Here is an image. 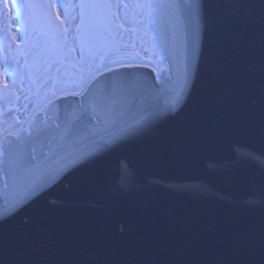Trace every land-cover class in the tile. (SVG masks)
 <instances>
[{
	"label": "water",
	"instance_id": "1",
	"mask_svg": "<svg viewBox=\"0 0 264 264\" xmlns=\"http://www.w3.org/2000/svg\"><path fill=\"white\" fill-rule=\"evenodd\" d=\"M86 3L92 6L82 7ZM183 3L150 0L149 29L162 61L157 73L142 65L123 67L119 72L104 70L86 84L83 96H56V78L68 67L59 20L47 0H23L26 14L20 30L27 38L38 39L25 71L29 74L38 62L53 58L48 89L51 100L21 129L0 138V209H8L26 187L44 178V172L90 152L129 119L173 105L179 111L165 120L151 140L134 149L110 152L54 186L47 185L37 194L38 205L19 211L0 228L12 243L57 247L63 237L52 231L54 226L83 224L90 247L118 250L135 243L139 234L157 228V221L140 214L147 206L169 209L178 222L188 216L199 221L264 217V141L229 126L219 109L229 89L241 81L245 62L242 43L204 32L200 72L193 79L186 78L192 25ZM76 12L77 54L97 55L95 66L100 68L124 29L114 21L109 0H76ZM210 58L223 69L221 84L211 90L204 76ZM110 84L116 86L109 98L82 116L81 109L109 91ZM232 115L241 121L246 113L235 108ZM69 127H75L74 135L65 133ZM248 151L254 152L257 160L238 155ZM85 174L92 177L87 183L79 179ZM37 206L51 211L37 219Z\"/></svg>",
	"mask_w": 264,
	"mask_h": 264
},
{
	"label": "snow or ice",
	"instance_id": "2",
	"mask_svg": "<svg viewBox=\"0 0 264 264\" xmlns=\"http://www.w3.org/2000/svg\"><path fill=\"white\" fill-rule=\"evenodd\" d=\"M10 5L17 10L20 7L15 0H0L4 14L11 11ZM91 6L87 3L82 5ZM183 6L192 25L186 78L193 79L200 72L204 32L227 42L242 43L245 62L241 81L229 89L219 109L225 114L229 126H237L246 136L264 141V0H184ZM57 19H60L59 14ZM114 63L118 67L105 65L106 71L119 72L123 67H131L118 61ZM4 76L8 77V70ZM204 76L209 90L221 84L223 69L218 61L210 58L204 68ZM115 86L110 84L109 91L94 97L81 109V115L104 103ZM3 88H9L7 79ZM84 94L75 90L68 93L71 96ZM235 108L246 113L243 120L237 121L233 117ZM178 111L173 105L167 110L141 113L129 119L114 135L110 134L90 152L76 155L61 167L44 172V178L26 187L8 209H0V228L19 211L38 205L37 194H42L41 190L47 185L54 186V182L86 169L110 152L134 149L151 140L165 120L177 115ZM75 132V127L65 129L69 136ZM238 155L249 161L257 160V155L251 151ZM79 179L87 183L92 177L85 174ZM199 190L204 189L201 187ZM34 211L39 219L51 210L37 206ZM139 211L146 220L157 221V228L139 234L135 243L124 244L118 250L90 247L87 226L83 224L54 226L52 231L62 235L63 241L60 246L51 248H37L28 241L14 244L0 231V264H264V217L249 221H199L188 216L178 222L169 209L147 206ZM176 236L181 238L177 240Z\"/></svg>",
	"mask_w": 264,
	"mask_h": 264
},
{
	"label": "rangeland",
	"instance_id": "3",
	"mask_svg": "<svg viewBox=\"0 0 264 264\" xmlns=\"http://www.w3.org/2000/svg\"><path fill=\"white\" fill-rule=\"evenodd\" d=\"M114 20L124 29L122 37H116L110 55L96 68L97 55L79 57L75 47L77 22L75 0H48L58 12L63 33L64 60L68 67L57 76L54 93L63 94L79 81L94 77L110 67L133 63L155 71L162 66L161 56L149 29L150 0H109ZM17 10L4 14L0 6V137L21 129L30 115L38 111L43 96H48L53 58L38 62L31 73L26 74L25 64L38 47V40L26 39L20 33L19 24L25 13L23 1L15 0ZM15 18V19H13ZM8 70V77L4 76ZM7 79L9 88H3ZM14 85V87H13Z\"/></svg>",
	"mask_w": 264,
	"mask_h": 264
},
{
	"label": "bare ground",
	"instance_id": "4",
	"mask_svg": "<svg viewBox=\"0 0 264 264\" xmlns=\"http://www.w3.org/2000/svg\"><path fill=\"white\" fill-rule=\"evenodd\" d=\"M124 65H130V66H134V65H138V64H133V63H126ZM144 66V65H142ZM118 67V66H116ZM114 67V68H116ZM157 73V71H156ZM91 78H87L84 79L82 81H79L76 86L74 88L68 89L66 92H64L63 94H68L71 93L73 90L81 92L83 90V88L86 86V84L91 80ZM58 96V94H56ZM51 100V98L49 96H43L42 101L40 102L39 106H38V111H42V109H44V107L48 104V102ZM31 120V119H30Z\"/></svg>",
	"mask_w": 264,
	"mask_h": 264
}]
</instances>
